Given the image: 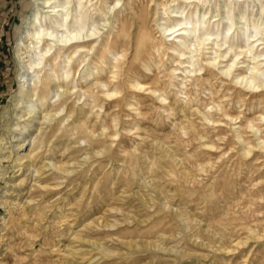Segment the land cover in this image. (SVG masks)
<instances>
[{"label": "rangeland", "instance_id": "1", "mask_svg": "<svg viewBox=\"0 0 264 264\" xmlns=\"http://www.w3.org/2000/svg\"><path fill=\"white\" fill-rule=\"evenodd\" d=\"M32 4L0 0V264H264V155L243 157L226 143L233 144L230 127L240 118L264 110L249 102L263 92H242L238 103L224 96L231 117L241 111L230 121L208 111L234 92L229 80L192 79L186 95L166 89L182 111L137 97L142 118L124 107V129L98 128L90 146L58 136L42 141L38 120L15 106L21 91L15 42ZM134 119L140 123L132 128Z\"/></svg>", "mask_w": 264, "mask_h": 264}, {"label": "bare ground", "instance_id": "2", "mask_svg": "<svg viewBox=\"0 0 264 264\" xmlns=\"http://www.w3.org/2000/svg\"><path fill=\"white\" fill-rule=\"evenodd\" d=\"M256 3L258 12L254 13ZM31 4L15 42L21 89L15 106L23 108L30 121L38 120L35 130L42 141L52 142L58 136L60 141L78 143L81 139L94 144L98 128L100 134L124 129L127 121L119 119L124 107L142 116L137 97L143 102L158 101L163 110L173 109V101L167 100L168 87L186 95L187 81L208 83L217 74L228 79L235 90L219 96L208 111L235 120L241 111L231 117L223 97L238 103L242 92L249 97L263 92L256 102L251 98L249 102L252 108L264 106L261 0H31ZM249 12L252 18L248 22ZM175 108L182 111L184 106ZM257 109L254 117L240 118L235 128L230 127L233 144L228 135L221 137L243 157L255 151L264 155V110ZM204 119L212 125L218 122L205 115ZM139 123L134 119L132 128ZM204 145L214 146L212 142ZM31 165L29 160L27 166ZM53 165L67 172L61 163Z\"/></svg>", "mask_w": 264, "mask_h": 264}]
</instances>
